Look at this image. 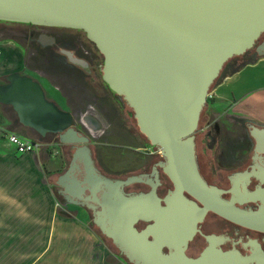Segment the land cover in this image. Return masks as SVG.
I'll list each match as a JSON object with an SVG mask.
<instances>
[{
	"label": "water",
	"instance_id": "1",
	"mask_svg": "<svg viewBox=\"0 0 264 264\" xmlns=\"http://www.w3.org/2000/svg\"><path fill=\"white\" fill-rule=\"evenodd\" d=\"M0 21L84 31L104 57L102 79L133 110L139 131L168 157L166 172L177 187L167 206L155 190L128 196L124 186L141 177L102 178L88 145L93 135L77 128L74 113L50 99L39 80L12 72L0 83V105L15 111L16 122L41 140L53 134L71 146L72 161L58 177V186L70 179L79 185L74 175L79 163L94 198L104 186L105 207L94 222L130 263L254 264L253 255L213 245L196 258L187 256L192 233L181 235L177 218L178 203L185 208L195 204L183 195L186 189L211 193L208 209L253 226L252 214L219 198L202 179L195 138L208 93L224 65L252 49L263 35L264 0H0ZM258 49L262 53L264 41ZM252 134L263 150L264 128L254 126ZM184 207L180 210L186 212ZM140 221L152 223L139 230ZM167 244L174 247L168 254L163 251Z\"/></svg>",
	"mask_w": 264,
	"mask_h": 264
},
{
	"label": "flooded vegetation",
	"instance_id": "2",
	"mask_svg": "<svg viewBox=\"0 0 264 264\" xmlns=\"http://www.w3.org/2000/svg\"><path fill=\"white\" fill-rule=\"evenodd\" d=\"M0 33L11 36L12 41L23 50V69L14 72L30 75L35 79L37 78L32 73H39L41 77L51 81L63 97L64 105L48 95L46 87L42 85L47 96L55 100L63 109L71 112L91 111L102 114L108 125L104 127L100 137L113 131L132 140V136L137 134L138 128L136 120L134 121L133 110L102 79L101 68L104 57L87 38L84 31L60 26L0 21ZM261 44H255L252 49L259 52L258 48ZM67 52L78 61L71 60ZM234 67L235 62H231L228 70ZM229 75L232 74L229 73L225 77ZM5 76L0 80L1 83L6 81ZM75 84L79 87L74 90L77 93L71 97L69 93ZM80 87L84 95L78 94ZM85 90L88 91L86 95ZM84 118L87 119L88 124L84 122ZM222 119L228 121L230 126H227V122ZM82 122L87 128L84 126L82 129L77 124L76 126L83 133L90 136V131L95 133L98 130L90 124L87 115L83 117ZM202 123L203 126L200 127ZM89 126H92L94 130H91ZM254 126L262 129L264 122L228 113L211 112L208 105L201 114L199 132L196 133L195 138V158L199 173L207 186L210 189L213 188L219 198L241 212L252 214L253 226L249 227L242 221L230 220L208 209L212 202L211 193L195 191L194 194L183 189V195L195 203L189 208L178 203L180 209L182 207L186 209V212L179 209L177 218V226L182 230L181 235L187 231L192 233L185 248L186 255L191 258L198 257L205 249L213 245L222 251L233 250L242 255H253L254 264H264V149H257V139L252 134ZM142 139L144 140L141 142L143 150L141 164L122 170L112 169L102 161L97 140L93 137L88 145L91 147L97 172L102 178L116 181L138 175L141 177L140 181L124 186V193L133 196L148 194L155 190L161 204L167 206L168 197L177 187L175 181L166 172L169 159L146 137ZM66 147L67 149L62 150L66 162L61 174L68 171L72 161L73 150L71 146L66 145ZM79 167L74 171L79 185L75 186V182L71 179L66 180L63 187L55 186L58 195L65 203L85 210L101 238L104 241H110L117 249L118 255L128 264H133L119 251L113 240L106 237L95 224V217H98V212L105 207V188L102 186L103 189L98 191L94 198L88 189L90 185L84 182L87 177L84 164L79 163ZM186 220L185 225L183 223ZM150 223L152 222L140 221L136 227L143 230ZM149 238L153 239L152 236ZM163 251L168 254L174 251V247L164 245Z\"/></svg>",
	"mask_w": 264,
	"mask_h": 264
},
{
	"label": "crops",
	"instance_id": "3",
	"mask_svg": "<svg viewBox=\"0 0 264 264\" xmlns=\"http://www.w3.org/2000/svg\"><path fill=\"white\" fill-rule=\"evenodd\" d=\"M23 57V50L14 41H0V79L16 67L13 71L22 70ZM262 62L264 57L251 64V68H258ZM231 76L225 77L217 88H222ZM35 77L53 91L54 94L48 95L65 104L51 81L40 74ZM256 81L250 93L245 92L233 101L222 91L219 102H214L217 97L214 89L212 105L215 113L264 122V75H257ZM1 108L6 110L10 107ZM86 113L99 121L95 112ZM3 125L12 126L7 120ZM101 127L102 130L100 128L93 136L103 133L105 128ZM23 136L41 140L40 137ZM55 138L56 135H47L42 140L45 145L41 149L21 154L8 142L5 134H0V264H128L110 246L111 243L101 238L85 210L64 203L58 195L55 186L61 172L57 168L64 170L66 161L62 150L67 147L61 144L59 156H50L47 146L56 145ZM142 138L144 135L137 129V134L129 139L139 155L143 152ZM141 162L142 158L137 156V166ZM58 202L67 205L71 212L58 207Z\"/></svg>",
	"mask_w": 264,
	"mask_h": 264
},
{
	"label": "rangeland",
	"instance_id": "4",
	"mask_svg": "<svg viewBox=\"0 0 264 264\" xmlns=\"http://www.w3.org/2000/svg\"><path fill=\"white\" fill-rule=\"evenodd\" d=\"M11 40H13V39L8 34L0 33V41L1 42H8ZM16 68H14L13 70H15ZM13 70H11V71L14 72ZM29 72H31V71H29ZM32 74L35 76H39V73H32ZM257 75L258 76L264 75V62L260 63L258 68H251V64L250 65L248 64V65L244 66L243 68H241L236 73L232 74V76L225 81L224 86L222 88H217V86H216L214 89L217 92V97H215L216 99L214 100V102H216V103L219 102V100H220L219 94H221L222 91H224L226 93V95H228L229 100H231V101H233L234 98H236V97L238 98L239 96H241L245 92L250 93L253 90V88L255 87V85L257 84V81H256ZM0 80H2V79H0ZM262 82L263 81H261V84H262ZM78 87H79L78 84H75V87H73L70 90L69 94L71 97L74 95V93H77V91H74V90ZM80 89L78 90V94L84 95L83 89L81 87H80ZM46 90H47V93H51V92L53 93V91H50L47 87H46ZM87 92L88 91L85 90V95L87 94ZM212 103H213V101L212 102L208 101L207 105L209 106V109L211 112H215L216 110L214 109ZM1 106L2 105H0V116H2L5 113V110H3L1 108ZM262 110L264 112V109H262ZM74 115L76 118L77 125H79L80 128H82V129L85 126L82 122V119H83L82 117H84L86 115L89 117L90 124L97 127L98 130L100 128L102 130L101 126H103V129H104V127H106L108 125V123L102 117L101 113L95 112V115L98 116L97 118L99 119V121L93 115H90L88 113L85 114V112H75ZM84 120H85V118H84ZM222 120H224V119H222ZM222 120H221V122H222ZM224 121H226V120H224ZM226 122H225L226 125L230 126L229 122L228 121H226ZM201 126H203V123L200 125V127ZM231 127H232V123H231ZM90 129L94 130V128L92 126H90ZM15 130L19 134L31 136V138H33V139H38V136L35 133H33L31 131L28 132V130L26 128L25 129L18 128ZM86 131L88 132V129ZM197 132H199V130ZM90 133L92 135H94V132L90 131ZM97 135L98 134L93 136V139L97 140L96 142H97V146H98V149L100 152V157L106 165H109L110 168L116 169V170L129 169L131 167L137 166V164H136L137 156L138 157L140 156L142 158V154H141L142 152L140 153L141 155H139L136 148L132 145V143L127 138H124L123 136L118 135L117 133H114L113 131H110L109 134H105L101 137L97 136ZM49 137H51V136H49ZM55 139H56V145L47 146V152L49 153L50 156H54L55 158H57L60 154V151H61V143L58 141V137ZM57 169L60 172L63 171L62 167L61 168L58 167ZM64 203H65V201H64ZM90 222H92V219H90ZM107 242L110 243V241H107Z\"/></svg>",
	"mask_w": 264,
	"mask_h": 264
},
{
	"label": "trees",
	"instance_id": "5",
	"mask_svg": "<svg viewBox=\"0 0 264 264\" xmlns=\"http://www.w3.org/2000/svg\"><path fill=\"white\" fill-rule=\"evenodd\" d=\"M264 41V33L263 35L259 38V40L257 41V44L263 43ZM260 51V49H258ZM264 57V49L262 50V53L257 52L256 49H252L250 51H248L246 54L244 55H240V56H235L232 59H230L223 67L219 77L215 80V82L213 83V85L210 88V91H212L217 85H219L221 83V81L223 80V78L231 73L234 74L237 71H239L241 68H243L244 66L248 65V64H254L256 63L260 58ZM231 62H235V67L232 70H228V66ZM203 113V112H202ZM6 120L15 128H23L25 129L20 123L16 122L17 121V115L15 113V111L12 108H8L5 110V113L0 116V121L2 123H6ZM135 120V119H134ZM35 134L41 138L40 135H38L36 132ZM60 142V141H59ZM111 243V242H110ZM110 246L115 249L117 251V249L114 247L113 244H110Z\"/></svg>",
	"mask_w": 264,
	"mask_h": 264
},
{
	"label": "built area",
	"instance_id": "6",
	"mask_svg": "<svg viewBox=\"0 0 264 264\" xmlns=\"http://www.w3.org/2000/svg\"><path fill=\"white\" fill-rule=\"evenodd\" d=\"M215 97L213 90L208 93V101ZM0 134H5L7 137L8 142L13 145L17 152L21 154H26L30 152H34L36 150L41 149L45 143L42 140H32L29 139L16 131H10L8 127L4 126L3 123L0 121ZM58 207L65 208L68 212L71 210L68 208L67 205H63L60 202L57 203Z\"/></svg>",
	"mask_w": 264,
	"mask_h": 264
},
{
	"label": "bare ground",
	"instance_id": "7",
	"mask_svg": "<svg viewBox=\"0 0 264 264\" xmlns=\"http://www.w3.org/2000/svg\"><path fill=\"white\" fill-rule=\"evenodd\" d=\"M84 122L88 123L87 119L85 118ZM90 127V126H89Z\"/></svg>",
	"mask_w": 264,
	"mask_h": 264
}]
</instances>
